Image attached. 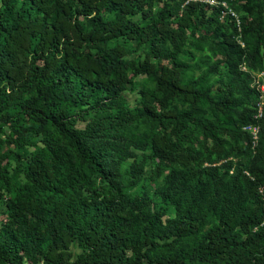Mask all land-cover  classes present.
<instances>
[{
  "label": "trees",
  "instance_id": "obj_1",
  "mask_svg": "<svg viewBox=\"0 0 264 264\" xmlns=\"http://www.w3.org/2000/svg\"><path fill=\"white\" fill-rule=\"evenodd\" d=\"M234 1L0 0V114L23 175L0 151V264H264V0L238 17ZM135 141L169 168L156 185L124 169Z\"/></svg>",
  "mask_w": 264,
  "mask_h": 264
},
{
  "label": "rangeland",
  "instance_id": "obj_2",
  "mask_svg": "<svg viewBox=\"0 0 264 264\" xmlns=\"http://www.w3.org/2000/svg\"><path fill=\"white\" fill-rule=\"evenodd\" d=\"M165 1L171 2L173 4L176 1L178 2V0H165ZM199 1L206 2L211 6L217 5V2L211 3L209 0H199ZM243 3L244 2L239 1V0H235L233 3L234 4L233 6L236 9V11H234L233 8H232V10L236 13L237 17H238L237 13L242 14L244 12ZM158 5L161 6L162 4L157 3L156 6H158ZM208 14H211V11H208ZM227 15H228V13L224 14L223 12H221V15H220L221 21H224L227 18ZM136 18L140 19L141 16L138 15V16H136ZM175 18L176 17H173V19H175ZM131 43L133 44V46L136 45L135 41H132ZM112 44L113 43H111V45ZM147 50H148V48L142 46L140 48H137V51L132 53L128 57H130V58H138L139 57V58L143 59L144 54ZM145 80H146L145 75H139L135 79L137 84L132 85L131 87L129 86L128 89L124 91L123 96L125 98V102L128 105V109L132 110L137 105V102L140 100V98H141L140 88L144 85ZM173 105H176V107L179 109L187 107L186 105H183L182 103H179V102L173 103ZM171 107H175V106H171ZM157 110H159V108H157ZM30 123H31V121L28 120L27 117L23 118V120H22L23 128H26V126H28ZM85 124H86V122L79 120L77 123V126L78 127H85ZM138 126H140L141 131L144 130V127L141 123H139ZM9 131H10L9 124L3 123V120H1V114H0V151L8 154V156L5 158L3 163L4 164L7 163L9 165L11 175L13 174V176H15L13 178H17L19 181H23L22 173L17 174V171L15 169L16 168V157L9 153V149H11V148L15 149V150L17 149L13 144L6 141V136L9 133ZM25 146H26L27 152H33L37 146H43V143L38 139V137L33 135L31 137V142L26 144ZM207 146H208V144L203 145L205 150H208ZM152 154H153L152 145L149 146L148 150L143 151L138 146L137 141L133 142L129 146V149L127 150V152L123 153V158H125L124 169L128 173H130V170H132L134 167H138L139 164L141 166L143 165V171L141 172L142 173L141 175H142L143 179H145V184L151 183L153 185H156V183L153 181V177H155L159 180H162V176L169 172V168H167V167L164 168L161 164H158V159L153 157ZM140 159H144V161L141 162ZM160 183H161V181H160ZM138 187L139 186H137L136 189ZM131 190H135V188H131ZM13 196H14V192H13V186L12 185L8 189V188H6L0 184V220L7 217L6 213L3 212V210L5 208V201H6V199L11 198ZM71 248L76 254H79L81 252V249H79L75 244H73Z\"/></svg>",
  "mask_w": 264,
  "mask_h": 264
},
{
  "label": "built area",
  "instance_id": "obj_3",
  "mask_svg": "<svg viewBox=\"0 0 264 264\" xmlns=\"http://www.w3.org/2000/svg\"><path fill=\"white\" fill-rule=\"evenodd\" d=\"M209 1L211 3L215 2V0H209ZM221 3L223 7H225L227 12H231L235 17H237L235 12L227 5L226 2H221ZM253 77H254L253 84L256 85L260 90V96L256 106L257 112L255 115V118L259 119L263 116L264 113V71L253 72ZM244 129L250 132L252 136L253 144L255 145L259 138V132H260L259 124H250L245 126Z\"/></svg>",
  "mask_w": 264,
  "mask_h": 264
}]
</instances>
